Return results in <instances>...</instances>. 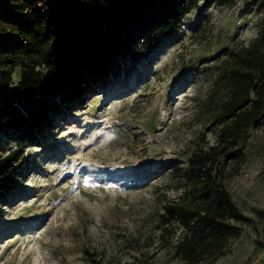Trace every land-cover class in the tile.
I'll use <instances>...</instances> for the list:
<instances>
[{
    "label": "rangeland",
    "instance_id": "374dc122",
    "mask_svg": "<svg viewBox=\"0 0 264 264\" xmlns=\"http://www.w3.org/2000/svg\"><path fill=\"white\" fill-rule=\"evenodd\" d=\"M262 15L258 0L200 5L149 57L54 116L22 147V174L0 200V264H185L171 250L178 230L158 227L182 192L169 171L213 141L192 102L208 88L204 66L254 38ZM241 144L245 161L223 182L249 220L201 264H264V128ZM16 146L0 135L1 153Z\"/></svg>",
    "mask_w": 264,
    "mask_h": 264
},
{
    "label": "trees",
    "instance_id": "16d2710c",
    "mask_svg": "<svg viewBox=\"0 0 264 264\" xmlns=\"http://www.w3.org/2000/svg\"><path fill=\"white\" fill-rule=\"evenodd\" d=\"M235 1L0 0V135L17 139L0 152V200L22 174V147L54 116L149 57L200 5ZM203 71L208 88L192 102L213 141L196 142L185 163L171 167L182 192L163 204L158 226L161 235L178 230L171 250L185 264L224 255L240 234L237 223L249 220L223 179L229 164L245 161L249 131L264 128V15L254 38L226 46Z\"/></svg>",
    "mask_w": 264,
    "mask_h": 264
}]
</instances>
